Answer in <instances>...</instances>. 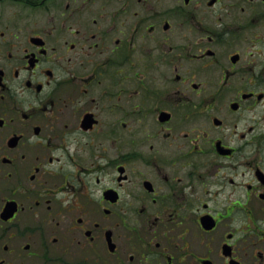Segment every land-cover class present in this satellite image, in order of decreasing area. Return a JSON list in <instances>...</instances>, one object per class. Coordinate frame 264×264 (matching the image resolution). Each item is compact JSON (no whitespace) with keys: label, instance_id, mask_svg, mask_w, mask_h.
Segmentation results:
<instances>
[{"label":"flooded vegetation","instance_id":"af4514ba","mask_svg":"<svg viewBox=\"0 0 264 264\" xmlns=\"http://www.w3.org/2000/svg\"><path fill=\"white\" fill-rule=\"evenodd\" d=\"M0 264H264V0H0Z\"/></svg>","mask_w":264,"mask_h":264},{"label":"rangeland","instance_id":"374dc122","mask_svg":"<svg viewBox=\"0 0 264 264\" xmlns=\"http://www.w3.org/2000/svg\"><path fill=\"white\" fill-rule=\"evenodd\" d=\"M166 6H169V3H166Z\"/></svg>","mask_w":264,"mask_h":264}]
</instances>
